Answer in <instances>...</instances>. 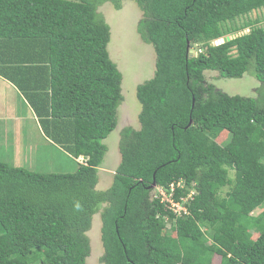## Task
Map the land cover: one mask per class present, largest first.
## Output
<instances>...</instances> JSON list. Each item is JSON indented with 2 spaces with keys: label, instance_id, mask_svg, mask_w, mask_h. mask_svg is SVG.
<instances>
[{
  "label": "trees",
  "instance_id": "16d2710c",
  "mask_svg": "<svg viewBox=\"0 0 264 264\" xmlns=\"http://www.w3.org/2000/svg\"><path fill=\"white\" fill-rule=\"evenodd\" d=\"M132 1L156 70L137 87L141 128L123 129L112 184L99 191L104 140L123 99L110 26L90 0H0V76L23 93L54 144L85 159L74 173L0 162V264H86L103 204L104 264H214L216 255L219 264H264V105L205 78L252 69L264 84V28L236 25L264 13V0ZM154 175L166 190L184 182L175 199L195 192L189 215L176 217L155 197Z\"/></svg>",
  "mask_w": 264,
  "mask_h": 264
},
{
  "label": "rangeland",
  "instance_id": "374dc122",
  "mask_svg": "<svg viewBox=\"0 0 264 264\" xmlns=\"http://www.w3.org/2000/svg\"><path fill=\"white\" fill-rule=\"evenodd\" d=\"M90 1L98 4V14L110 26L109 55L123 77V99L118 108V122L114 131L104 140L107 151L102 164L98 168L97 190L104 191L111 186L114 172L121 160L119 150L121 132L128 127L137 131L141 128L139 115L142 106L137 99L136 91L139 85L153 78L156 70V53L153 46L144 42L137 31V26L143 17V13L134 1L121 0L120 10L115 8L113 0H107L103 3L101 2L104 0ZM248 21L256 23L257 27L264 28L263 11L256 10L237 19L236 25H242ZM248 32L249 30H244L235 36L247 34ZM235 36H231V38ZM205 74L206 83L213 84L216 89L232 96L257 98L264 105V84L255 77L252 69L247 71L242 78L237 79L220 78L215 72L207 71ZM30 125L32 127L30 136L31 148L28 147L26 149L21 146H15V143L12 142L4 147V151L0 154L2 162L19 166L23 164L22 161H25L27 163L25 167L33 168L38 173H74L78 165L85 161L66 157L62 152L51 148L34 123ZM227 139L228 134L223 132L218 137L217 142L223 145ZM32 142L35 143V149ZM0 146L3 145L0 144ZM230 176L234 177L233 172H231ZM105 206L106 204H103L100 211L94 215L91 229L88 232L91 252L86 264H104L101 261L104 248L101 240L102 223L100 213ZM261 210H257L254 215H257ZM166 230L169 232L172 242L175 243L177 239L175 232L172 231L171 222H167ZM257 235L254 233L253 238L255 239ZM219 263L220 257L216 255L214 264Z\"/></svg>",
  "mask_w": 264,
  "mask_h": 264
},
{
  "label": "crops",
  "instance_id": "0c3cea01",
  "mask_svg": "<svg viewBox=\"0 0 264 264\" xmlns=\"http://www.w3.org/2000/svg\"><path fill=\"white\" fill-rule=\"evenodd\" d=\"M0 123V144L3 145L0 146V154L4 151V147L12 142L15 143V146H21L26 149H28V147L31 148L30 136L32 127L30 124L34 123L51 148L62 152L66 157L74 158L62 147L54 144L44 134L39 119L33 112L23 93L2 76H0ZM32 144L35 149V143L32 142ZM78 160L84 161L85 159L81 157ZM0 162H2V160H0ZM22 162L24 165L13 166L9 163L7 164L13 167H23L29 170H35L33 168L25 167L27 163L25 161ZM81 164H84V162Z\"/></svg>",
  "mask_w": 264,
  "mask_h": 264
},
{
  "label": "built area",
  "instance_id": "2783aa9c",
  "mask_svg": "<svg viewBox=\"0 0 264 264\" xmlns=\"http://www.w3.org/2000/svg\"><path fill=\"white\" fill-rule=\"evenodd\" d=\"M184 186V182L177 184L173 183L169 190L156 186L155 197L160 200L162 204H166L167 208L171 210L176 215V217L190 214L187 206L189 204V201L195 195V192L192 191L191 193L186 194V196L175 199L176 189L178 187L183 188Z\"/></svg>",
  "mask_w": 264,
  "mask_h": 264
},
{
  "label": "water",
  "instance_id": "95a60500",
  "mask_svg": "<svg viewBox=\"0 0 264 264\" xmlns=\"http://www.w3.org/2000/svg\"><path fill=\"white\" fill-rule=\"evenodd\" d=\"M232 38L230 37V36H228V37H226V38H223V39H219L215 44H222V43H225V42H227V41H230ZM191 124H192V121H190V123H189V126H191ZM154 181H153V183H152V185H151V188H155L156 187V182H155V175H154Z\"/></svg>",
  "mask_w": 264,
  "mask_h": 264
}]
</instances>
